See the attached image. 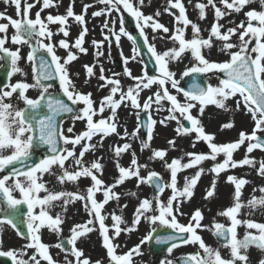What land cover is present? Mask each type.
Wrapping results in <instances>:
<instances>
[{
	"label": "snow or ice",
	"instance_id": "1",
	"mask_svg": "<svg viewBox=\"0 0 264 264\" xmlns=\"http://www.w3.org/2000/svg\"><path fill=\"white\" fill-rule=\"evenodd\" d=\"M3 2L14 5L17 18L6 12H0V21H6L0 22V61H7L10 65V71L7 72L9 82L0 86V198L6 204L10 215L21 216L22 206H26L27 211L23 213L22 222L27 229V235L24 237L27 243L20 250H0V257L10 258L12 264H58L50 253L51 246L42 240V229L47 228L51 234L60 236L65 221L60 213L53 215V209L59 205L63 211H66L68 204L84 201V208L92 219L85 224H76L70 229L71 235L67 239V244L71 246L70 254L75 259L73 262L65 256L64 264H93L90 258L77 247V243L82 237L94 231L95 221L99 223L108 264H134V256L142 255L141 246L153 238L156 244H169L167 248L169 254L181 245H198L199 250L183 258L182 264H252L249 255V249L252 247L261 253L257 264H264V223L238 218L245 207L249 210H264V195H253L247 204L242 201V189L250 183L249 180L235 175L227 176V182L234 186L233 204L218 215L228 218L230 225L225 226L214 222L209 229L213 235L224 241L222 246L229 250L227 258L222 256L219 249L207 245L198 234V229L207 227L202 224L204 217L200 209L197 208L192 213L188 224L180 223L178 220L179 215H184L181 211L183 203L186 200L190 201L193 197L194 189L205 169L199 167L192 177L184 178L183 188L177 186L179 172L196 168L206 160L214 162L210 171L217 177L229 169L244 166L251 167L258 176L264 177V160L258 162L255 157L249 155L254 150L264 152V0H259L260 10L250 8L244 12L245 20L229 27H225L220 21L232 13H241L247 6L257 3V0H218L219 5L223 7L218 6L217 0H206V3L198 0L194 7L198 9L201 20L205 19L207 8L210 7L214 12V22L210 26L208 38H203L199 25L189 19L182 0H167L169 7L165 8V12H170L171 9L178 10V15L171 13L175 16V25L172 30L159 22L157 17L161 13L158 10L154 16L143 13L141 9L146 0H138L139 6L134 5L133 0H98L105 7L94 11L93 17L105 15L110 17L114 12L119 16L118 19H106L102 31L107 29L108 34L100 41H92L96 56L104 55L101 49L106 42L109 46L111 45L112 37L115 38L117 47H120L121 37H127L132 42L133 55L123 57L121 51L124 63L123 74L134 82L125 91L118 78L120 74L113 73L110 77L105 76L103 65H100L98 78L104 83L99 87L109 88L110 91L101 99L98 106L91 92L84 93L77 89L69 71V65L78 59L73 49L87 54L88 50L84 47L85 37L89 31L86 14L92 5L84 4L82 12L76 14L73 10L75 0H72L65 14L53 15L48 12L46 16H42L41 13L45 10L57 7L58 0H33V2L3 0ZM37 5H40L39 10L32 18L31 10ZM124 12L134 19L143 44L154 60L156 75H150L146 66L142 68L141 75H133L128 67L130 60L136 61L141 55V47L136 37L125 27ZM70 18L81 26L78 37L71 44L67 39H60L54 43V36L62 34L67 38L70 35L68 30ZM229 23L234 22L229 21ZM51 25H58L56 31L52 30ZM189 26L192 31L190 39L185 35ZM148 28L153 33L162 31L164 35L159 38L172 41L174 46L162 52L158 51L155 43H151L146 34ZM10 29L11 36H9ZM156 38V36L153 37V39ZM213 39L220 42L219 50L229 57L227 60L215 62L206 58L204 50H211L214 46ZM9 42L18 47L14 50L9 48L7 46ZM25 45L30 49L26 59L32 66L34 82L29 83L26 79H22L12 83L11 78L14 75H27L19 66V62L24 58L21 56V47ZM57 48L66 50V56L58 55ZM38 52L46 53V56L37 57ZM186 53H190L191 66L186 67L177 79V74L170 69V65L181 61ZM139 62L144 64L143 59ZM0 67H4V64L0 63ZM83 67L86 71L85 83H87L96 75L94 70L96 66L86 64ZM207 73H221L223 78L219 79L217 85L201 86L194 79L187 90L181 87V80L185 77L194 78V74ZM76 75L79 74L76 73ZM51 80L59 81L60 90L68 102L54 97L49 91L52 84L44 83V81ZM154 85L156 90L141 102V93L146 89L150 90ZM30 89L38 90L39 94L36 98L27 95ZM118 93L119 99H116ZM181 94L183 100L179 98ZM13 101L22 102L24 107H17ZM126 101L137 110L135 115L138 124L131 134L125 130L122 139L129 135L138 137L143 127L147 131V138L141 142L142 150L151 149L157 123L166 127L169 122H175L176 137L168 141L173 150H175L176 138L193 137L192 147H195L196 142L203 141L207 143L210 152H186L187 163H182L183 157L173 158L169 163L165 159L168 154L167 149H151L152 155L149 160L159 159L164 162V167L170 172L168 183H164L156 171H148L146 176H142L141 169L147 168V164H140L133 152L128 167L121 166L117 160L118 178L113 184L105 185L98 176V173L102 175L104 167L100 159L85 165L83 158L86 153L97 148L96 144L91 143L94 137H100L102 147L105 137L112 134L119 135L117 110L121 106H129L125 103ZM229 101L233 102V108H229ZM153 105L156 106V111L167 112L162 120L157 121L153 118ZM207 106H215L225 112L236 111L250 115L254 123L251 132L241 131L235 141L216 143L215 135L206 132L201 119ZM105 109L110 111V115L95 119L103 114ZM193 110H196L198 115H193ZM141 112L147 115V121L144 123L139 122ZM62 114H73V122L83 121L85 130L75 134L73 127H69L67 132L72 135H65L62 125L57 122V117ZM184 121H187L190 126H185ZM234 126V122L229 121L221 125V130L231 129ZM41 146H46L48 154L38 160H32L34 153ZM77 146H80L78 153ZM242 146H245V155L242 159L235 160L234 153ZM130 148L131 144L125 143L114 146L113 151L119 157ZM219 156H223V159L217 162ZM69 160L76 166L75 170L70 171L66 166ZM45 174L54 176L62 185L66 182L75 183L81 178H90L92 183L86 189V194L54 191L44 181ZM132 178L136 179L137 188L144 184L154 186L156 194L152 199H140L131 223L125 221L122 215L110 213L114 222L111 226L114 231L110 236V228L105 223L106 216L102 215V210L109 201H119L120 194L114 189ZM216 183L214 179L205 193V199L214 197ZM166 188H170L172 194L165 201L161 199V196ZM258 190L264 194V186ZM256 191L257 189L254 188L253 192ZM97 192L103 193L102 201H97L95 198ZM128 195L135 196L136 193H128ZM144 221L152 226L151 230L133 248L127 252L118 253L117 249L121 246L115 244L114 240L122 232L136 231L137 226ZM4 225H10L18 236H24L22 229L9 215L0 219V231L3 230ZM239 226H245L247 229L242 239L237 232ZM157 227L172 229L175 235H155L154 237ZM2 243L0 240V249H2ZM55 247L61 251L65 250L63 243H57ZM29 250L31 255L28 259H24ZM95 264H102V262L97 260ZM160 264H174V261L166 259Z\"/></svg>",
	"mask_w": 264,
	"mask_h": 264
},
{
	"label": "rangeland",
	"instance_id": "2",
	"mask_svg": "<svg viewBox=\"0 0 264 264\" xmlns=\"http://www.w3.org/2000/svg\"><path fill=\"white\" fill-rule=\"evenodd\" d=\"M29 2H33V0H29ZM72 0H58V6L54 7L49 10H45V12L41 13L42 16H46L48 12H51L53 15L58 14H65L66 9ZM185 5L187 15L189 19L193 22L197 23L201 28V36L203 38H208L210 26L214 22V12L209 8L206 9V17L205 19L201 20L198 15V9L194 7V5L198 2V0H182ZM200 2L206 3V0H200ZM134 5L139 6L138 0H133ZM218 3V0H217ZM84 4H91L86 14V22L87 27L89 29L88 34L85 37L84 47L87 48V54L79 53L78 50L73 49L76 52L78 59L72 62L69 65V71L72 74V78L76 84L78 90L88 93H92V98L96 101V106L99 105V102L104 96L109 94V88L101 89L99 86L104 83V81L99 80V67L103 65L105 70V76H112L113 73H119V79L121 81V87L126 91L127 88L134 84V82L123 74L124 71V63L123 58L121 56V51L123 52V57H130L133 55L132 52V42L127 39V37H121L120 47H117L116 43L109 44L106 42L101 49L104 52L103 56L97 57L96 56V49L92 44L93 40L100 41L104 38L105 35L108 34L107 29H103V23L106 19H118L119 14L113 13L110 17L105 15L101 17H93L92 13L94 11L103 9L105 6L100 4L98 0H75L73 5V10L76 14H80L82 12V7ZM218 6L223 7L222 5ZM40 5L33 8L31 10V16L34 18L35 12L39 10ZM169 5L167 0H146L145 5L142 7V11L145 15H155L157 10L161 13L157 19L160 23H163L166 27L170 30L174 29L175 25V16L170 12H165V8H168ZM250 8H254L256 10H260L259 0L257 3H254L250 6H247L241 13H232L229 16H226L220 23L224 24L225 27L234 26V24H238L241 20H245L244 12L248 11ZM0 12H6L8 15L16 17L14 5L5 4L3 0H0ZM178 15V14H177ZM229 21L234 22L230 24ZM6 22V21H0ZM68 30L70 35L65 38L62 34H58L53 37V42L56 43L60 39H67L69 43H74L75 39L78 37L79 31L81 30V26L75 22L74 19L70 18L68 22ZM53 31H56L58 25H51L50 26ZM126 29L131 33L127 25L125 24ZM118 30V25H117ZM12 30H9V36H11ZM146 34L149 37L151 43H155L156 48L158 51H164L168 48L173 47V42L170 40L160 39V36L164 34L162 31H157L153 33L150 28L146 29ZM186 38L192 37L191 27L186 30ZM156 36V39L153 37ZM236 39L235 37L233 38ZM214 46L211 50H204V55L209 61L215 62H223L227 60L229 57L226 54L220 52L221 44L219 41L213 39ZM9 48L13 50L18 47L16 45H12L10 42L7 45ZM178 46V45H177ZM30 51L27 45L21 47V56L24 57L19 62V66L23 69L26 76H21L20 74H16L12 77L13 83L18 80L26 79L30 75V70L28 65L29 62L27 61L26 57L28 52ZM57 54L61 57L66 56V50L57 48ZM142 59L140 56L137 57L136 61L130 60L128 63V67L132 70L133 75H141L142 68L145 66L142 65L139 61ZM120 62L121 66L116 67L115 62ZM4 61H0L3 63ZM95 65V72L96 75L93 76L87 83L86 80V71L83 67L84 65ZM184 64V65H183ZM183 65V66H182ZM191 66V57L190 55L186 56L185 59L179 62H173L170 65V69L176 72V78L179 79L181 73L185 70L186 67ZM76 73L79 75L77 76ZM208 76V84L217 85L219 82V77L217 73H207ZM181 80V87H182ZM156 90V86H152V88L144 90L140 95V100H143L148 96L151 95L152 92ZM175 92V90H172ZM119 99V93L115 97ZM183 100V96L179 97ZM129 106H121L117 110V126L118 132L117 134H112L111 136L105 137L103 140V146H100V137H94L91 143L96 144L97 148L94 151L88 152L85 154L83 158V162L85 165H90L93 160L100 159V162L103 164V173L102 175L98 173L100 179L104 181L105 185H111L115 182L118 178V170L116 167L117 160L119 164L123 167H128L130 165V161L132 159V153L136 154L138 162L140 164H147V168L141 169V175L146 176L148 171H156L162 177V180L165 183L170 181V172L164 167V162L157 159V160H149V157L152 155L151 149H167L168 154L165 159L170 163L173 158H181L183 157L182 163H187L188 158L185 156L186 152H195V153H208L210 149L206 142L199 141L196 142L195 147H192V139L193 137H183V138H176V146L175 150H173L168 141L172 138L176 137V133L174 131L176 127L175 122H169L168 126H162L159 123L155 126L153 139L151 141V149H143L142 150V140L146 139L143 137L142 131L140 129L138 137H135V140L138 141V145H135L131 142H128L131 135L128 137H124L123 133L125 130L129 134H131L137 127L138 121L135 115L136 109L130 106V102H125ZM229 108H233V102L229 101ZM156 106L153 105L152 116L157 121L162 120L166 115V111H156ZM110 115V111L105 109L103 114L98 115L95 119L104 118ZM193 115H198L196 110H193ZM202 123L205 127L207 133H211L215 135V142L216 143H225V142H232L238 139V135L241 131L250 133L254 123L250 118V115H246L243 112H225L221 109L216 108L215 106H207L204 112L203 117H201ZM232 121L234 122V127L231 129L221 130V125ZM140 122V121H139ZM78 123L79 133L85 130V123L83 121H76ZM77 134V133H75ZM194 136V134H193ZM125 143L131 144V148L127 151L122 153L119 157H117L113 151V147L117 145H123ZM71 147V146H70ZM80 151V146H77V153ZM245 155V146H242L239 150L234 153L233 158L235 160H240ZM259 162L260 160H264V152L260 150H254L253 153L249 154ZM223 156H219L217 158V162L221 161ZM213 161L206 160L202 163V165L197 166L196 168L186 169L182 172L177 174V186L178 188H183L184 186V178L192 177L195 172L198 170L199 167H203L205 169L204 174L201 176L197 186L194 189V195L190 201H185L182 205L181 211L184 215H179L178 220L180 223L188 224L189 219L192 213L198 208L203 213V221L202 224L207 226L204 229H198V234L202 236L205 243L211 246L214 249H219L221 251L222 256L225 258L229 257V250L224 248L223 246H219L212 234V231L209 229L212 227L214 222H219L226 226L230 225V220L226 217L218 215L219 212L225 210L227 207L232 206L233 204V195L230 192L233 190L234 194V186L227 182L228 175H235L238 178L243 177L250 181L249 184L245 185L242 189V201L247 204V201L253 196H260L264 195L259 192V188L264 186V177H260L257 175L256 171L251 167L244 166L242 168L238 167L236 169H229L227 172L221 173L218 177L215 176L214 173L210 171L211 167L213 166ZM66 166L70 171L75 170V165L71 160L66 162ZM258 166V165H257ZM216 180V190L215 195L212 198L205 199V193L211 186L213 180ZM44 181L47 183V186L54 190V191H66V192H79L81 194H86V189L91 186L90 178H81L79 181L75 183L66 182L65 184H59L55 177L52 175L45 174ZM146 186V195L148 199H152L155 194L153 193L151 187L147 184ZM257 189L256 192H253V189ZM229 189V192L227 191ZM115 192L120 194L119 201L112 200L109 201L108 204L105 205L104 209L102 210V215L106 216V225L110 228V236L114 229H112V224L114 223L110 217V213H115L117 215H126L134 217L135 208L138 206L140 201L138 193L135 196L128 195V193H120L118 189H114ZM135 193V191H133ZM130 191L129 193H133ZM171 189L166 188L165 192L162 194L161 199L167 200L169 196H171ZM18 196V194H17ZM99 200H103V193H99ZM197 199L200 200L197 202ZM77 204L81 206L83 210L77 207ZM127 205V207H123ZM1 210V206H0ZM56 213H60L64 218V224L62 225V234L57 236L55 234H51L47 228L42 229V240L43 242L49 244L50 253L54 257L58 264H64L65 256H68L69 260L74 262V257L67 251H61L60 249L55 247V244L59 243L62 239H68L71 235L70 229L76 224H85L89 219H92L87 214L86 209L84 208V201H76L74 203H70L67 205L66 211H63L62 208L58 205L56 208L53 209L52 214L55 215ZM81 214V215H80ZM256 212L255 209L249 210L247 207L243 208L241 214L238 218L241 220L252 219L256 222L263 223L262 220L255 217ZM124 225H121L123 227ZM151 225H149L146 221L142 222L140 225L137 226V230L133 232H122L119 237L114 240V243L120 245L121 247L118 248V253L127 252L129 249L133 248L136 244L140 242V240L151 230ZM158 228V227H157ZM247 231L245 226H239L237 229L238 236L242 239L245 232ZM255 231V230H252ZM0 240H2V249L0 250H9L15 249L20 250L22 247L27 243V240L16 234V231L10 225H4L3 230L0 231ZM87 240L91 241V246L87 244ZM92 241L94 244H92ZM77 247L81 249L85 256L90 258V260L95 264V261L99 260L102 264L108 263V258L106 255V249L103 247V237L99 231V223L98 221L94 222V231L87 234V236L82 237L78 243ZM128 249V250H126ZM198 245H181L180 247L173 250L171 254L168 252L164 255L163 260L172 259L174 264H176V259L181 256H188L191 253L198 251ZM141 251L146 255L141 259L137 260L135 258L134 264H160L161 261L153 260L151 253L148 251V242L141 246ZM202 251V250H200ZM31 255V251L29 250L27 255L23 258L28 259V256ZM261 258V253L259 250L256 252L255 257L250 256V260L252 264H257L258 259Z\"/></svg>",
	"mask_w": 264,
	"mask_h": 264
},
{
	"label": "water",
	"instance_id": "3",
	"mask_svg": "<svg viewBox=\"0 0 264 264\" xmlns=\"http://www.w3.org/2000/svg\"><path fill=\"white\" fill-rule=\"evenodd\" d=\"M126 20H127L128 24L131 27H134V19L131 16L127 15L126 16ZM134 36L136 37L137 42L139 43V45L141 47V54H142L143 58L145 59L147 65L149 67L150 73L153 75L155 73V71H156V66H155L154 60H152V58L150 57V54L148 53V51L145 48L142 40L140 39V35L138 33H135ZM222 77H223V75H222ZM0 78L1 79H5L6 78V73H4V74L0 73ZM194 79H195V82L200 83L201 86H206L205 75L204 74H194V78L193 77H189L188 80L185 81V90H187L189 85L194 82ZM142 118H143L142 119V123L147 121V117L145 115H143ZM143 131H144L145 134H147V131H146L145 128H143ZM39 158H41V155L34 154L33 157H32V160H38ZM29 163H31V161H29ZM155 192H156V190H155ZM26 211H27L26 206H22V209H21V213L22 214H21V216L17 217L15 215H9L10 218L13 219L15 221V223H17V225L22 229V231H23V233L25 235H27L26 227H25V225L23 224L22 221H23V213H26ZM155 235L167 236V235H175V233H174L173 230L159 229V230H157L156 233H154V237H155ZM219 241L224 243V241H222L220 239H219ZM152 242H153L152 245L155 246L154 250L156 252L161 251L160 253H163L169 247V244H156L154 238H153ZM4 261L7 264H11L9 260L7 261V259H4Z\"/></svg>",
	"mask_w": 264,
	"mask_h": 264
},
{
	"label": "bare ground",
	"instance_id": "4",
	"mask_svg": "<svg viewBox=\"0 0 264 264\" xmlns=\"http://www.w3.org/2000/svg\"><path fill=\"white\" fill-rule=\"evenodd\" d=\"M188 55H190V53H186L184 55L183 59H185V57L188 56ZM97 137H99V136H97ZM128 142H131V143H133L135 145H138V141H136L135 137H132V136L129 138ZM136 185H137L136 179L132 178L130 180L125 181L124 184H122L120 186H117L116 189H118V191L120 193H122V194L129 193L130 191H132V192L135 191V193H138L140 199L146 198L147 197V195H146V186L145 185H141L139 188H137ZM227 191L229 192V189ZM230 192L233 193L232 190ZM199 201L200 200L197 199V202H199ZM77 207L80 208V210H83L79 204H77ZM255 212H256V216L255 217L264 221V210L255 209ZM123 218L128 223H131V221L134 219L133 216H129L128 214L124 215ZM87 244L89 246H91V243L88 240H87ZM92 244H94L93 241H92ZM257 251H258V249H256L255 247H252V248L249 249V255L252 256V257H255ZM135 257L138 258V259H141L142 257H144V255L142 254L140 256H135Z\"/></svg>",
	"mask_w": 264,
	"mask_h": 264
},
{
	"label": "flooded vegetation",
	"instance_id": "5",
	"mask_svg": "<svg viewBox=\"0 0 264 264\" xmlns=\"http://www.w3.org/2000/svg\"><path fill=\"white\" fill-rule=\"evenodd\" d=\"M3 64L6 65L7 68H9V70H10V65H9V63H8L7 61H4ZM29 64H30V62H29ZM28 67H29V70H30V75L26 78V80H27V82L32 83V82H34V81H33V71H32V66H31V64L28 65ZM0 68H1V67H0ZM11 79H12V78H11ZM11 82L13 83V80H11ZM49 91H50L52 94H54V93L56 92V88L52 86V88H51ZM38 94H39V93H38V90H36V89H30V90L28 91V93H27V95L30 96L31 98H36V97L38 96ZM13 102L17 104V107H21V108L24 107V105H23L22 102H17V101H13ZM69 124H70V120H66V121L63 123V125H62L65 134H66V131H67V128H66V127H67Z\"/></svg>",
	"mask_w": 264,
	"mask_h": 264
}]
</instances>
